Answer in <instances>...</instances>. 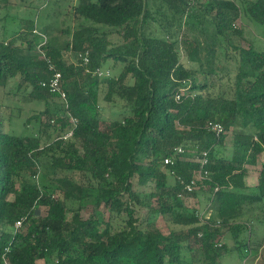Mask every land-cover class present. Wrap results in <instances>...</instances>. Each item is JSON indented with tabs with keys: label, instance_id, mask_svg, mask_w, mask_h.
Here are the masks:
<instances>
[{
	"label": "trees",
	"instance_id": "trees-1",
	"mask_svg": "<svg viewBox=\"0 0 264 264\" xmlns=\"http://www.w3.org/2000/svg\"><path fill=\"white\" fill-rule=\"evenodd\" d=\"M242 14L264 42V0H76L63 46L37 47L40 20L15 14L17 29L0 24V86L18 78L16 89L24 83L26 97L44 106L24 120L39 123L31 135L4 131L0 106V264H221L225 254L263 247L252 235L253 222L264 225V47L241 43ZM150 21L160 34L147 32ZM47 59L64 98L41 86L52 74ZM108 59L121 70L93 74ZM100 93L128 111L106 128ZM69 128L70 137H57ZM199 192L203 211L188 205ZM156 215L180 228L163 232Z\"/></svg>",
	"mask_w": 264,
	"mask_h": 264
},
{
	"label": "rangeland",
	"instance_id": "rangeland-1",
	"mask_svg": "<svg viewBox=\"0 0 264 264\" xmlns=\"http://www.w3.org/2000/svg\"><path fill=\"white\" fill-rule=\"evenodd\" d=\"M76 0H7L5 2L7 4V8H0V18L3 17V14L7 12L8 17L6 19H1L0 24L4 26V28L8 31L17 29L18 19L11 18L12 15L24 16L26 18H31L39 21L40 26L37 30V33L43 34L45 40L54 41V43L63 46L67 41V34L61 32L66 26H70L73 23L71 9L75 4ZM0 5H5L0 2ZM42 25H46V29L42 28ZM236 25H241L243 28V34L246 38L245 41H241L242 44H247L248 41H252L259 48L264 47V42L261 38V27L255 23L253 19L242 14V17L236 21ZM153 32L155 34H160L161 30L158 28L156 22L150 21L148 25L147 32ZM39 35V34H38ZM40 37V35H39ZM40 42V40H39ZM221 44H218L216 47L217 54L219 56L223 55V49L221 48ZM184 52L180 53V57L183 64H188V61L184 57ZM65 58L67 60H72L70 56H68L67 52H64ZM113 62L111 59H108L107 62L101 66V70L104 73L99 77H105V73L111 75L114 73H118L123 64L122 62H117L111 67ZM195 66V64H192ZM199 80L203 79V74H200L198 77ZM19 79L10 78L6 84V86H0V106H1V114L3 118L2 129L4 131H9L10 133L20 134V135H31L36 132L39 128V123L34 119L28 124V126H24V120L26 117L33 115L35 112H40L44 106L43 102L29 100L25 92L23 90L25 84H21L18 89H16L17 83ZM99 89H104V84L99 86ZM9 94V95H8ZM24 94V96H23ZM101 106H102V126L108 127L109 122L114 120H121L125 115L128 114V111L123 108L121 101L117 100H109L106 101L103 99V94L100 93ZM62 134L59 133L58 136ZM231 133H227V137L225 138V146H230V138ZM57 136V137H58ZM263 157H258V162L256 165H248V173L245 177V183L249 186H253L257 183V176L259 169L261 167ZM163 168V166H162ZM135 182V179L132 180ZM168 182H172V177L168 176ZM207 201V193L199 192L198 198H189L188 205L194 206L198 208L200 211H203L206 207ZM92 210L91 203H87L82 209V216H87ZM145 210L143 207L137 205L135 208L134 216L142 217ZM40 213H45V207L40 209ZM210 210L204 212V216L208 217ZM125 216V215H122ZM143 218V217H142ZM121 217H115L113 221V225L122 224ZM153 220L156 225L163 231L168 232L169 228L178 229L180 228L178 225L168 223L162 216L156 215L153 216ZM254 234L252 235V239L264 242V225L260 223L253 222ZM225 240L228 244H231V237L226 236ZM258 243V242H257ZM252 245V247L247 251H243L241 255H238L234 251L228 254H225L221 259V264H264V244L262 246L256 247ZM38 264H45L44 260H39Z\"/></svg>",
	"mask_w": 264,
	"mask_h": 264
},
{
	"label": "built area",
	"instance_id": "built-area-1",
	"mask_svg": "<svg viewBox=\"0 0 264 264\" xmlns=\"http://www.w3.org/2000/svg\"><path fill=\"white\" fill-rule=\"evenodd\" d=\"M38 34L40 35V42H39V44H38L37 47L40 48L41 46L45 45V43H46L47 40H45V37H44L43 34H40V33H38ZM41 55H42V57H44L43 51H41ZM77 57H78L79 59H81L84 63H87L88 60H89V57H88L87 52H84V53L79 52V53L77 54ZM47 61H48V65H49L50 69H52V74H51V76H50L47 80H43V81H41V86L47 87V88L51 89L52 91H56V92H58V93L60 94V96H61L62 98H64L65 93H64V91L61 89V74H60V72L54 67V64H53L49 59H47ZM94 73H97L98 75L101 76V75L104 73V71L101 70V69H96V70L93 72V74H94ZM107 74H108V73H107ZM107 74L105 73V75H107ZM177 96H178V95H177ZM70 121L75 125L76 120H75L74 117L70 116ZM210 128H211L216 134H218V133H220V132L222 131V126H221V124H219V123H217V122L210 123ZM71 135H72V128H69V129H67L66 131H63L62 134H61L60 136H58V138L66 139V138L70 137ZM174 150H175V153L178 154V153L182 152V147H180V146H176V147H174ZM200 161H201L202 163H205V162H206V153H205L204 151L202 152V157L200 158ZM172 162H173V157L165 156V157L163 158V163H164V164H168V163H172ZM193 182H194V180L192 179L190 182L186 183V184H185L186 188H187V189H190V188L192 187V185H193ZM215 189H216V188H215ZM20 224H21L20 220H17V221L15 222V227H16V228L19 227Z\"/></svg>",
	"mask_w": 264,
	"mask_h": 264
}]
</instances>
